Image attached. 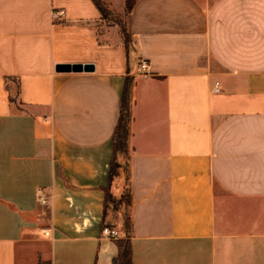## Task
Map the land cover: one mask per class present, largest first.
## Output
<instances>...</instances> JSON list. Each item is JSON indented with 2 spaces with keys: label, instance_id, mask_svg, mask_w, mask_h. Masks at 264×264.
Instances as JSON below:
<instances>
[{
  "label": "crops",
  "instance_id": "obj_1",
  "mask_svg": "<svg viewBox=\"0 0 264 264\" xmlns=\"http://www.w3.org/2000/svg\"><path fill=\"white\" fill-rule=\"evenodd\" d=\"M101 3L0 0V264H112L126 76L133 264H264V0Z\"/></svg>",
  "mask_w": 264,
  "mask_h": 264
},
{
  "label": "trees",
  "instance_id": "obj_2",
  "mask_svg": "<svg viewBox=\"0 0 264 264\" xmlns=\"http://www.w3.org/2000/svg\"><path fill=\"white\" fill-rule=\"evenodd\" d=\"M102 15L106 14V8L101 0H92ZM134 3V0H125L124 13H128ZM124 43L128 47L129 35L123 31ZM11 77L6 76V89L8 90V98L11 105L20 108L21 101L19 99V81L13 79L14 83L8 80ZM130 120V77H125L124 87L120 99L119 117L112 132V158L108 172V182L104 187V207L103 218L100 224V232L105 226H112L106 220V213L109 205L114 209L120 208L121 205L127 209V213L122 222L121 236L116 238L115 244L117 254L112 259V264H133L131 256L130 236L132 229V221L130 214L131 192H130V169L129 157L127 149V138ZM120 188L119 192L115 188Z\"/></svg>",
  "mask_w": 264,
  "mask_h": 264
},
{
  "label": "built area",
  "instance_id": "obj_3",
  "mask_svg": "<svg viewBox=\"0 0 264 264\" xmlns=\"http://www.w3.org/2000/svg\"><path fill=\"white\" fill-rule=\"evenodd\" d=\"M65 13H64V10L63 9H59L57 11H53V16H63ZM147 62L144 61V60H141L140 63H139V66H140V70L141 71H146L147 69ZM215 92L218 91V82L216 81L215 84H214V89H213ZM38 196H39V199H40V202L41 203H45L46 202V197L44 196V194H42V191L41 190H38ZM101 235L104 236V237H107V238H110V239H116L120 236L119 234V231L112 227V226H105L102 231H101Z\"/></svg>",
  "mask_w": 264,
  "mask_h": 264
},
{
  "label": "rangeland",
  "instance_id": "obj_4",
  "mask_svg": "<svg viewBox=\"0 0 264 264\" xmlns=\"http://www.w3.org/2000/svg\"><path fill=\"white\" fill-rule=\"evenodd\" d=\"M113 20L115 21H121L122 20V17H117V19L113 18ZM128 44H131L130 43V37L128 38ZM126 213H127V209L124 207V205H121L120 208L118 209H114L112 207V205H109V208H108V211H107V218L110 220V221H114L115 222V225L114 227L118 230V229H122V222H123V219L125 218L126 216ZM122 233V231H121Z\"/></svg>",
  "mask_w": 264,
  "mask_h": 264
}]
</instances>
